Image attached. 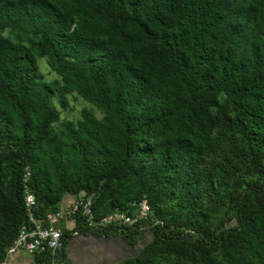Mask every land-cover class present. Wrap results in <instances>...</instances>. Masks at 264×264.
<instances>
[{
    "label": "trees",
    "instance_id": "obj_1",
    "mask_svg": "<svg viewBox=\"0 0 264 264\" xmlns=\"http://www.w3.org/2000/svg\"><path fill=\"white\" fill-rule=\"evenodd\" d=\"M70 93L101 116L60 119ZM27 172L41 219L66 194L97 219L150 204L131 227L76 214L63 245L119 235L143 245L117 264H264V0H0V262Z\"/></svg>",
    "mask_w": 264,
    "mask_h": 264
},
{
    "label": "built area",
    "instance_id": "obj_2",
    "mask_svg": "<svg viewBox=\"0 0 264 264\" xmlns=\"http://www.w3.org/2000/svg\"><path fill=\"white\" fill-rule=\"evenodd\" d=\"M29 173L24 175V206L26 212V223L23 224L13 242L6 249V257L19 251L29 254L55 253L62 246V229L54 224L60 220L74 218L81 214L87 226L102 229L109 226L131 227L139 222L146 221L152 214V209L147 198L132 204L134 210L131 212L112 211L103 217L96 218L92 211V200L82 194L74 197L73 201L63 210L48 212L44 219L35 214V198L27 186ZM77 232L74 231L73 235Z\"/></svg>",
    "mask_w": 264,
    "mask_h": 264
},
{
    "label": "crops",
    "instance_id": "obj_3",
    "mask_svg": "<svg viewBox=\"0 0 264 264\" xmlns=\"http://www.w3.org/2000/svg\"><path fill=\"white\" fill-rule=\"evenodd\" d=\"M74 197L75 195L71 194L64 195L59 209L63 210L69 206ZM54 225L71 230L74 227V220H60ZM146 233L151 236L150 232L147 231ZM146 233H142L138 239L144 240ZM66 243L68 250L64 248ZM132 247V245L122 240L119 235L109 237L94 236L92 234L72 235L64 245L62 244L61 249L51 254L48 264H117L128 257ZM117 256H120V258L117 259ZM40 261V254L19 251L7 256L0 264H44Z\"/></svg>",
    "mask_w": 264,
    "mask_h": 264
},
{
    "label": "rangeland",
    "instance_id": "obj_4",
    "mask_svg": "<svg viewBox=\"0 0 264 264\" xmlns=\"http://www.w3.org/2000/svg\"><path fill=\"white\" fill-rule=\"evenodd\" d=\"M39 67H40V70H41V72L44 75V78L46 80H51V79H54L57 77L56 74L48 68V66H47V64L43 58L39 59ZM54 102L60 110V119L76 120L80 117V113H81V110L83 108L92 110L98 117L101 116V113L93 105L84 101L76 93H70L68 95V106L66 109H62L56 100ZM55 126H57V123L55 124ZM150 239H151V236L147 234L145 236L144 242H147ZM142 245H143L142 242L137 243L136 245H134L132 247L131 252H129L128 254H136ZM64 248H65V250H68L67 243L65 244ZM119 258H120V256L119 257L117 256V259H119ZM113 262H114V260H113Z\"/></svg>",
    "mask_w": 264,
    "mask_h": 264
},
{
    "label": "water",
    "instance_id": "obj_5",
    "mask_svg": "<svg viewBox=\"0 0 264 264\" xmlns=\"http://www.w3.org/2000/svg\"><path fill=\"white\" fill-rule=\"evenodd\" d=\"M60 248H62V246Z\"/></svg>",
    "mask_w": 264,
    "mask_h": 264
}]
</instances>
